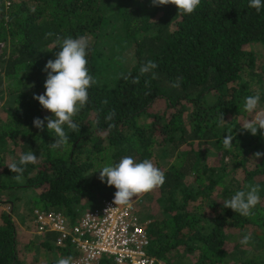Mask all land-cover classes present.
Instances as JSON below:
<instances>
[{
	"label": "trees",
	"instance_id": "obj_1",
	"mask_svg": "<svg viewBox=\"0 0 264 264\" xmlns=\"http://www.w3.org/2000/svg\"><path fill=\"white\" fill-rule=\"evenodd\" d=\"M249 3L201 0L184 15L153 0H0V264H42L44 255V264L76 260L71 237L61 246L56 233L38 238L39 247L20 244L21 235L29 237L13 218L18 204L27 194L31 223L38 209L63 213L75 225L114 201L116 189L99 171L125 156L155 161L165 174L161 187L131 201L149 222L148 255L161 264H264V156L254 158L264 153V133L241 126L256 114L244 110L246 97L258 94L256 112L264 111V8ZM79 36L88 37L87 67L97 83L74 118L79 130L65 126L68 144L53 150L45 119L52 113L33 96L46 91L44 68L60 50L57 37ZM149 61L157 67L141 73ZM158 103L164 109L155 112ZM228 133L235 136L231 149L223 146ZM29 151L41 160L17 182L8 166ZM246 185L259 187L252 214L223 208ZM248 231L251 250L232 245L233 235Z\"/></svg>",
	"mask_w": 264,
	"mask_h": 264
},
{
	"label": "clouds",
	"instance_id": "obj_2",
	"mask_svg": "<svg viewBox=\"0 0 264 264\" xmlns=\"http://www.w3.org/2000/svg\"><path fill=\"white\" fill-rule=\"evenodd\" d=\"M175 5L178 12L184 15H192L200 6L201 0H153V6ZM249 7L260 11L264 8V0H250ZM49 32L46 36H52ZM56 43L59 51L55 60H49L44 68L47 73L45 82V93L34 95L33 99L38 100L43 109L52 113V117H46L48 132H54V143H51L53 150L63 149L68 144L69 136L67 129L75 132L79 126L74 122V118L86 106L89 99V89L97 83L90 74L87 67L89 40L87 36L77 38L67 37L61 40L57 37ZM157 67L155 62L149 61L141 67V73H147ZM128 79V77H124ZM138 79H133L132 83H138ZM179 87V81L172 85ZM29 87H33L30 85ZM260 96L253 95L245 98L244 110L250 114L256 113L254 119L243 122L242 130L255 136L258 132L264 133V112H256ZM115 112H111L106 120H112ZM221 125L225 124L223 113L218 117ZM34 126L43 131L44 121L36 118ZM111 127V125H110ZM235 136L229 134L223 138L225 149H231ZM264 156V153L254 154L255 159ZM38 157L29 151L20 156L19 161H14L8 168L16 175L13 177L17 182L23 181V174L27 165L36 164ZM100 180H106L109 187H115V205L129 206L133 198L150 193L161 187L165 183L164 172L156 167L150 159L137 162L131 156L123 157L119 163L104 166L100 171ZM247 191L238 190L230 199H225L223 208L231 209L241 216H249L252 210L260 203L259 187L246 185ZM251 240V235L246 234L240 240L242 245H247ZM57 264H71V257L61 258Z\"/></svg>",
	"mask_w": 264,
	"mask_h": 264
},
{
	"label": "built area",
	"instance_id": "obj_3",
	"mask_svg": "<svg viewBox=\"0 0 264 264\" xmlns=\"http://www.w3.org/2000/svg\"><path fill=\"white\" fill-rule=\"evenodd\" d=\"M148 223L141 221L134 203L121 206L107 200L102 208L86 211L75 225L63 213L36 209L32 233L40 239L56 233L60 246L71 237L78 252L71 264H102L106 257L115 264H161L147 254Z\"/></svg>",
	"mask_w": 264,
	"mask_h": 264
},
{
	"label": "rangeland",
	"instance_id": "obj_4",
	"mask_svg": "<svg viewBox=\"0 0 264 264\" xmlns=\"http://www.w3.org/2000/svg\"><path fill=\"white\" fill-rule=\"evenodd\" d=\"M4 52V45L3 44H1L0 45V54H2ZM5 104H6V99H4V100H2V101H0V108H2V107H4L5 106ZM163 106V104L162 103H158L156 106H155V112H158V111H160V110H163L164 109V107H162ZM261 112H264V111H261ZM255 118V116L254 117H250L249 116V118L247 119V120H250V119H254ZM151 121V119L148 121V122H150ZM246 121V120H245ZM198 145L197 144H195V148L197 147ZM191 146H187L186 148H188L187 150H190L189 148H190ZM220 158V153H218V155L216 156V159H219ZM171 159V157H169V158H167V159H164V160H161V159H159V167H161V166H166V164H167V162L169 161ZM41 159H39L38 158V161L37 162H39ZM155 162V161H154ZM153 162V163H154ZM239 176H241V175H239ZM151 193V192H150ZM150 193H146V194H150ZM27 195V194H26ZM26 195H24L23 196V200L18 204L19 205V208H18V210H17V213H16V215L13 217V218H15V220H16V222H17V224L19 225V227H20V229H22V232H23V234L25 233V235H27L28 237H29V240L28 239H26L25 238V236H23V235H21V243L20 244H23V246H25V245H27V241H29V242H31V241H36V243H37V246L39 247V239L32 233V228H30L33 224L29 221V214H28V209H26V207H25V202L28 200L27 199V196ZM143 195H145V194H143ZM143 195H140V196H143ZM139 196V197H140ZM5 207V209H7L8 210V213L11 215L12 214V207L10 208V207H7V206H4ZM150 211H152V210H150ZM25 217H26V220H25ZM23 218H24V220H23ZM245 235L246 234H250L251 235V231H248V232H246V233H244ZM243 236L244 235H242V234H235V235H233V239H231V243H232V245L233 244H236V243H239L240 242V240L243 238ZM245 247L247 248V249H249V250H251V246H249L248 244L247 245H244L243 246V248L245 249ZM253 249H255V247L253 248ZM231 250H233V249H231ZM254 251V250H253ZM27 253V252H26ZM44 255V254H43ZM48 256H50L51 257V259L53 260V258L52 257H54V255H53V253L52 254H48L47 255V257ZM42 257V256H41ZM103 260H107V262H105V263H108V264H115V262L112 260V259H108L107 257L106 258H104ZM45 261H46V256L44 255V257H43V259H42V264H44L45 263ZM228 264H233V262L231 261L230 263H228Z\"/></svg>",
	"mask_w": 264,
	"mask_h": 264
}]
</instances>
